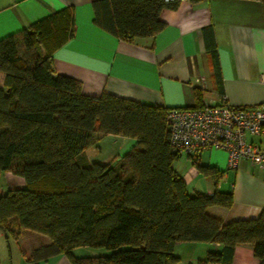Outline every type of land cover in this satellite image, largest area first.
<instances>
[{
	"label": "trees",
	"instance_id": "1",
	"mask_svg": "<svg viewBox=\"0 0 264 264\" xmlns=\"http://www.w3.org/2000/svg\"><path fill=\"white\" fill-rule=\"evenodd\" d=\"M178 3L96 0L93 21L132 41L160 31L161 11ZM71 22L64 8L0 40V174L24 180L0 194V228L49 237L31 251L33 264L61 253L70 264H172L175 245L191 241L222 245L198 264H231L239 243H252L264 264V210L228 222L209 214L210 206L229 207L232 194L187 189L173 167L182 154L169 141V108L110 93L85 95L78 79L56 72L52 54L72 35ZM103 135L133 138L136 147L109 163L86 161L83 151ZM193 162L217 184L221 170ZM81 246L107 253L75 256Z\"/></svg>",
	"mask_w": 264,
	"mask_h": 264
},
{
	"label": "crops",
	"instance_id": "2",
	"mask_svg": "<svg viewBox=\"0 0 264 264\" xmlns=\"http://www.w3.org/2000/svg\"><path fill=\"white\" fill-rule=\"evenodd\" d=\"M94 1L0 0V40L19 36L24 28L70 8L73 33L53 51L52 63L56 72L78 79L85 95L110 93L169 109L222 101L235 106L264 103V1L179 0L177 8L161 11L165 25L160 31L132 41L120 40L94 23ZM114 136L125 142L117 156L136 147L135 139ZM252 140L264 147V139ZM87 149L82 155L91 162ZM194 158L222 171L217 184L197 169ZM173 167L189 191L232 194L229 207L214 205L207 209L224 222L256 217L264 210V167L243 159L236 168H228L226 154L220 149L185 156ZM4 173L10 189L24 186L21 177ZM9 235L0 228V264H33L27 259L31 251L49 242L46 235L21 229L12 235V247ZM90 248L76 247L72 252L75 256L107 253ZM221 250L220 243L178 242L174 247L178 261L172 264H198L208 252ZM39 264L70 262L61 253ZM231 264H261V260L254 255L252 243H239Z\"/></svg>",
	"mask_w": 264,
	"mask_h": 264
},
{
	"label": "built area",
	"instance_id": "3",
	"mask_svg": "<svg viewBox=\"0 0 264 264\" xmlns=\"http://www.w3.org/2000/svg\"><path fill=\"white\" fill-rule=\"evenodd\" d=\"M166 122L170 144L182 155L220 149L226 154L228 168H236L243 159L264 167V147L252 140L264 139V103L235 106L222 101L170 108Z\"/></svg>",
	"mask_w": 264,
	"mask_h": 264
},
{
	"label": "rangeland",
	"instance_id": "4",
	"mask_svg": "<svg viewBox=\"0 0 264 264\" xmlns=\"http://www.w3.org/2000/svg\"><path fill=\"white\" fill-rule=\"evenodd\" d=\"M124 148L125 142H123L120 138H116L114 135H105L99 137L95 141V143L86 150V155L91 162L95 161L100 163H109L114 159V157L117 156L118 153H122ZM184 157L185 155H181L174 161V163H180L181 161H183ZM10 186L11 185L9 179L5 176V173L2 172L0 174V194L5 193L10 188ZM8 241L10 246H15V241L11 234L8 236ZM184 257L186 256L184 255ZM183 262L184 261H182L181 263ZM27 264L30 263L27 262Z\"/></svg>",
	"mask_w": 264,
	"mask_h": 264
}]
</instances>
